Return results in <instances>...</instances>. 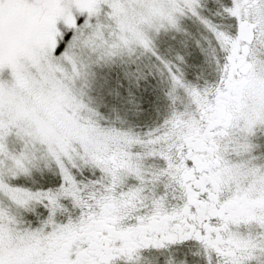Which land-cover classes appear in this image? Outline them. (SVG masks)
<instances>
[{
    "label": "snow or ice",
    "instance_id": "1",
    "mask_svg": "<svg viewBox=\"0 0 264 264\" xmlns=\"http://www.w3.org/2000/svg\"><path fill=\"white\" fill-rule=\"evenodd\" d=\"M0 264H264V0H0Z\"/></svg>",
    "mask_w": 264,
    "mask_h": 264
}]
</instances>
